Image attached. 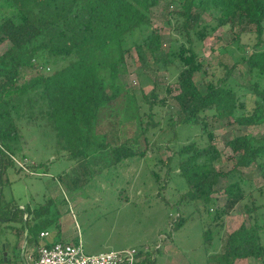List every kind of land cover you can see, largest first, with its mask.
Instances as JSON below:
<instances>
[{
	"label": "trees",
	"instance_id": "obj_1",
	"mask_svg": "<svg viewBox=\"0 0 264 264\" xmlns=\"http://www.w3.org/2000/svg\"><path fill=\"white\" fill-rule=\"evenodd\" d=\"M162 1L173 15L166 21L172 38L168 50L154 28L152 10ZM205 15L206 23L202 22ZM228 24L240 29L239 42L247 31L255 35L244 60L245 84L233 83L236 66L223 65V74H217L205 66L198 52L206 39ZM135 35L141 40L128 46ZM6 43L9 48L0 54V219L19 224L8 226L16 238L15 248L27 230V245L35 246L33 258L38 259L37 243L46 219L37 221L47 218L50 208L47 204L21 210L2 200L4 176L11 169L22 171L18 158L28 159L20 124L27 118L50 123L70 158L88 160L109 153L113 168L157 153L163 147L158 142L165 137L164 148L172 152L163 162L165 177L176 174L180 189L184 184L186 188L175 203L179 216L169 217L172 232L196 215H205L209 224L204 237L210 245L213 230L223 228L225 218L243 204L249 226L243 223L228 234L217 257L222 264L264 257V223L257 222L264 204H257L256 191L247 189L252 181L243 174L244 169L255 167L264 181V137L242 135L229 140L235 163L222 172L216 168L223 155L214 135V129L233 124L264 125V51L260 50L264 48V0H0V46ZM132 51L142 63L152 59L162 65L178 86L179 93L173 97L178 112L166 119L165 129L153 110L157 105L166 107L167 97L161 98L155 90L149 95L140 92L149 110L142 114L135 93L130 96L122 84L121 77L128 71L126 55ZM197 75H202L205 91L196 84ZM240 90L244 96H239ZM183 128L198 130V135L179 145ZM44 165L30 168L36 171ZM161 172L153 174L157 181ZM221 180L228 181L223 207L215 197ZM257 191L262 196L263 188ZM47 221V225L58 222ZM148 262L146 258L141 264Z\"/></svg>",
	"mask_w": 264,
	"mask_h": 264
},
{
	"label": "rangeland",
	"instance_id": "obj_2",
	"mask_svg": "<svg viewBox=\"0 0 264 264\" xmlns=\"http://www.w3.org/2000/svg\"><path fill=\"white\" fill-rule=\"evenodd\" d=\"M165 3L166 1H162L152 11L154 28L163 36L164 49L168 50L172 38L170 36L171 28L166 25V21L173 15L171 16L169 10H166ZM208 20V15L203 16L202 22L206 23ZM239 33V28L228 24L216 31L213 37L206 39L198 48V52L205 66L212 67L217 74H220L219 71L223 74V65L236 66L232 74L233 83L245 84L244 60L248 58L252 50L255 35L247 31L241 35L239 42L236 39ZM172 34L176 35L174 31ZM140 40L139 35H135L128 39L127 45L130 46L133 42ZM9 46L8 43L0 46V54L4 53ZM260 50L264 51V48ZM126 64L128 71L125 76L121 77V81L127 87L130 96L132 92L135 93L136 101L141 105L142 114L149 110L148 106L143 103L144 100L140 92L149 95L155 90L161 98L167 97L168 104L166 107L157 105L153 110L156 121L160 122L161 129H165L166 119L171 114L178 112L176 102L173 100V97L179 93L178 86L173 84V79L169 77V73L162 65L154 64L152 59L148 63H142L135 51L126 55ZM195 81L200 90L205 91L202 75H197ZM244 95V91L240 90L239 96ZM251 107L252 104L248 101V109L250 110ZM127 120L129 119L126 118L124 121ZM30 121L26 118L20 122L23 136L27 141L24 153L28 159L22 162V159L18 158V165L22 171L11 169L4 176L2 200L5 203L13 204L16 209L19 207L21 210L25 207L35 209L49 204L47 220L61 221L63 227L72 226L76 235L75 226L78 224V234L83 237L85 251L89 246L88 241L91 239L89 237H92V224H95L104 214L109 219L112 218L113 221L116 219L118 223L116 227L120 236L115 238L117 244L115 247L98 251L96 254L117 251L119 248H134L139 244H149L153 248L158 233L165 231L163 236H169L170 239H173L169 249L176 248L180 251L183 258L180 261L176 259V261L183 264H222L217 256L224 251L226 236L238 229L243 223L249 226V217L244 212L243 204H240L231 215L225 218L223 228L213 230V242L210 245L206 243L204 237V231L209 224V219L205 215H196L183 228L171 232L168 223L169 217L179 216L175 203L178 202L180 194L186 188L183 182L184 188L180 189L179 184L174 179L176 174L173 175L172 179L165 177V171L162 169L163 162L172 155L170 150L164 148L165 137L158 142V146L161 147L162 145L163 147L157 153L147 154L143 160H130L122 166L113 168L110 166L113 159L109 153L98 154V152V155L88 160L79 159L78 161L70 158V153L61 149L59 139L50 127V123L48 124L46 120H39L35 123ZM127 123L129 122L127 121ZM157 130H155V134L159 137L161 132ZM194 133L198 135V130L196 132L187 128L180 130L179 145L189 142ZM214 133L218 148L223 155L222 159L216 163V168L222 172H228L234 167L235 161L232 159V153L227 147V142L242 135L264 137V125L248 128L233 124L228 127L216 128ZM38 163L45 165L43 168L33 171L30 165ZM160 169L162 172L159 181H157L153 174L159 172ZM243 174L252 181L247 189L256 191L257 204H264V181L260 173L255 167H252L244 169ZM227 185V180H221L216 187L217 194L215 197L219 207L226 204L224 189ZM257 188H263L262 196ZM51 201H53L52 204ZM71 202H74V209L70 208ZM64 204L67 211L62 208ZM62 213L65 216L68 215L67 218L64 216L60 219ZM43 219L45 218L37 222L41 224ZM100 221L101 225L104 224L102 220ZM257 222L258 224L264 223V207L258 213ZM9 225L11 227L19 226V224L4 222L0 219V258L2 255L5 261L4 253H6V264H11V261L14 264H30V257L33 253L31 246H26L23 237L15 248L16 238L8 228ZM38 241L41 244L42 240L39 239ZM167 243L168 241L164 240L162 245L165 246ZM122 244L124 246L120 247ZM92 247L95 248L96 245H92ZM175 257L173 256L174 259ZM162 259L163 257H159L157 263L154 264H163ZM235 264H264V257L262 259L237 261Z\"/></svg>",
	"mask_w": 264,
	"mask_h": 264
},
{
	"label": "crops",
	"instance_id": "obj_3",
	"mask_svg": "<svg viewBox=\"0 0 264 264\" xmlns=\"http://www.w3.org/2000/svg\"><path fill=\"white\" fill-rule=\"evenodd\" d=\"M78 201H76V202H78ZM74 202L70 203V208H73V209L75 208L74 207L75 205H73ZM65 207H66V205L64 204V206H62V208L65 209ZM65 211H67V210L65 209ZM63 213L61 214V216H60L61 218L60 219H62L65 216V215H63ZM67 216H65V218H67ZM45 219L46 220H44L43 222L45 223L46 226H43L41 228V233L42 232H49L50 235H51L50 238H49V241H56L57 239H60V241L62 243H76L78 241H81V244L83 246V244H84L83 243V237H82V235L78 234L79 233L78 224H77V226H75L76 230H77V235H76L74 233V229H73L72 226L68 225L66 227H63L61 221L60 222L59 221L58 222H54L52 225H47L46 222H45V221H47V218H45ZM100 220H102L104 222V224L101 225V221ZM117 224L118 223H117L116 219L113 221V219L112 218L109 219L106 216V214H104L102 217H100L97 220V222H95V224H92V226H91V230H92L91 236L92 237H89L91 239H90V241H88V245L89 246L86 248V251H85L84 246H83L84 253L87 254V255H99L101 253L96 254L98 251H102V250H106V249H110V248L115 247V245H117L115 243V238L117 236L118 237L120 236V233L117 231V227H116ZM26 234H28L27 230L25 231V234L23 236L25 238L24 242H26V237H25ZM161 235H164L163 231L158 233L157 240L155 241V245L158 243V239H159V237ZM172 241H173V239H172ZM172 241L170 240L158 252L157 251L154 252V254H153L154 260H152V262H148L147 264L157 263L159 257H163V259H162L163 264H183L181 262H178V261H180L181 258H183V256L180 253V251L177 250L176 248L169 249V247L172 246L171 245L172 243H170ZM37 244H38V248H39V245H40L39 241H38ZM92 245H96V247L93 248ZM26 246H28L27 242H26ZM29 246H31V245H29ZM121 246H124V245L122 244V245H120V247ZM144 247H150V246H149V244H139L138 246H135L134 248L135 249H143ZM31 248H32L31 250H32L33 253L31 255V257H30V259H31L29 261L30 264L34 263V261L37 260V259L33 258V254L36 251L35 250V246H31ZM134 248H127V247L126 248H119L117 251H121V250H125V249H134ZM113 251H116V250H113ZM25 252H24V254H25ZM110 252H112V251H110ZM89 253H91V254H89ZM104 253H106V252H104ZM173 256L174 257L176 256L175 259L173 258ZM176 259L178 261H176ZM4 263H5V261H4ZM8 264H10V263H8ZM11 264H14V262L11 261Z\"/></svg>",
	"mask_w": 264,
	"mask_h": 264
},
{
	"label": "built area",
	"instance_id": "obj_4",
	"mask_svg": "<svg viewBox=\"0 0 264 264\" xmlns=\"http://www.w3.org/2000/svg\"><path fill=\"white\" fill-rule=\"evenodd\" d=\"M24 218L27 219L25 212ZM50 236L49 232L40 233L39 239L42 242L38 248V259L32 264H141L146 258L154 260L153 254H150L152 251L150 247L87 255L84 253L81 241L76 244L49 241ZM164 240L169 242L172 239L161 235L158 243L153 247V253L162 248Z\"/></svg>",
	"mask_w": 264,
	"mask_h": 264
},
{
	"label": "water",
	"instance_id": "obj_5",
	"mask_svg": "<svg viewBox=\"0 0 264 264\" xmlns=\"http://www.w3.org/2000/svg\"><path fill=\"white\" fill-rule=\"evenodd\" d=\"M25 237H26V242H27L28 234H26ZM26 242H25V243H26ZM4 257H5V262H6V253H4Z\"/></svg>",
	"mask_w": 264,
	"mask_h": 264
}]
</instances>
